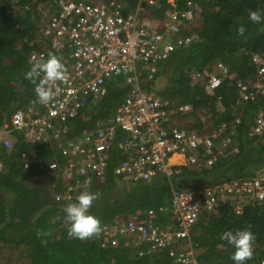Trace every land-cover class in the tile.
Returning a JSON list of instances; mask_svg holds the SVG:
<instances>
[{
  "label": "built area",
  "instance_id": "built-area-1",
  "mask_svg": "<svg viewBox=\"0 0 264 264\" xmlns=\"http://www.w3.org/2000/svg\"><path fill=\"white\" fill-rule=\"evenodd\" d=\"M159 1L137 0L134 6L127 0H47L45 4L41 42L30 49L29 64L33 57L55 52L63 59L67 79L55 85L58 92L49 105L32 102L18 106L0 127V145H14L12 127L21 129L24 140L34 145L59 140L83 105L108 92L111 79L126 76L124 80L131 84L113 114L68 140L63 149L67 162L52 159L47 163L46 169L55 173V201L63 208L76 202L80 192L107 178L113 145L125 155L114 166V175L134 182L156 174L171 176L182 165L194 169L210 166L225 152L235 132L227 121L209 131L178 125L175 118L191 110L192 104L179 103L144 85L145 72L153 77L158 64L172 51L199 38L206 11L198 0ZM144 9H158L161 21L156 22ZM253 60L257 72L252 82L222 60L212 72L194 68L191 74L210 93L234 80L239 90L237 102L257 103L264 95V53H255ZM217 98L221 100V96ZM263 131L261 109L254 118L252 134ZM35 161L44 166L36 152H23L25 167ZM250 203H264V169L199 189L174 188L170 202L159 208L167 212L165 219L155 207L117 215L102 224L100 245L118 247L127 238L138 246L140 256L166 257L175 264L183 257L188 264H199L192 234L203 213L223 206L241 213Z\"/></svg>",
  "mask_w": 264,
  "mask_h": 264
},
{
  "label": "trees",
  "instance_id": "trees-1",
  "mask_svg": "<svg viewBox=\"0 0 264 264\" xmlns=\"http://www.w3.org/2000/svg\"><path fill=\"white\" fill-rule=\"evenodd\" d=\"M131 1L130 6H134L137 0ZM199 1L206 8L200 37L172 51L158 64L154 81L165 69L162 74L168 78L162 85H154L164 97L193 104V109L182 115L183 118L193 117L191 126L203 127L206 121L204 131H209L227 121L235 132L230 135L225 152L210 166L194 169L182 165V169L171 176L156 174L134 182H119L114 175V166L125 155L113 145L107 178L101 183L95 182L89 190L101 194L89 209L90 214L101 220V225L136 209L155 207L159 210L170 202L174 188L199 189L264 169V131L252 134L254 118L264 109V95L257 103L242 105L237 102L239 90L234 80L222 83L210 93L205 84L195 81L191 74L194 68L212 72L215 63L222 60L239 76L251 82L255 79L257 66L253 56L264 53V31L260 30L264 23L253 24L248 13L249 10L264 13V0ZM152 12L160 11L153 9ZM42 16V9L34 7L32 0H0V124L10 120L18 106L36 102L34 85L25 79L24 73L30 68L28 49L39 45ZM240 24L246 27L243 36L236 33ZM31 41L35 45H30ZM147 74L145 72L143 77ZM124 78L126 76L111 79L106 94L83 105L59 140L52 138L34 145L24 140L21 129L12 127L14 145L11 148L0 145V186L13 193L10 205L0 198V240L24 245L28 261L22 264H175L166 257L158 260L154 256H140L138 246L127 238H123L118 247L104 248L99 236L86 241L69 237L63 205L51 202L41 187L29 183L37 174L48 171L46 165L52 159L61 163L68 161L63 149L70 138L81 136L97 120L116 111L131 89ZM218 96H221V107ZM237 116L240 117L238 122L235 121ZM25 151L36 152L44 166L35 161L25 167ZM166 215V211L159 212L160 218L165 219ZM248 225L252 226L256 240L253 258L245 264H261L264 203H250L241 213H235L229 206L204 212L192 234L199 263L235 264L230 258L233 247L220 236L226 230L235 232ZM49 231L51 234H46Z\"/></svg>",
  "mask_w": 264,
  "mask_h": 264
},
{
  "label": "clouds",
  "instance_id": "clouds-1",
  "mask_svg": "<svg viewBox=\"0 0 264 264\" xmlns=\"http://www.w3.org/2000/svg\"><path fill=\"white\" fill-rule=\"evenodd\" d=\"M42 18L43 20L41 21V28L38 39L39 45L42 37L41 34L42 27L45 23V16L43 15ZM248 19L253 24H262L264 23V13H262L260 10H249ZM260 30L264 31V27H262ZM245 32H246V27L244 24H240V26L237 27L236 29V33L239 36H243ZM32 45L35 44L32 43ZM28 51H30V49ZM24 77L32 85H34L36 102H38L41 105L47 106L55 99L57 95L58 89L55 88V85L58 82L66 81L67 70L62 57L56 54L55 52L49 51L46 57H39V58L33 57L30 64V68L28 71L24 73ZM154 78H155L154 76L150 78L149 74H147L144 77L142 75V80L145 79L143 81L144 85L156 88L154 85L155 84ZM220 101L221 100H218L219 105L222 104ZM221 106L222 105H220V107ZM182 115L175 118V122L178 125H187L189 127L204 131V128L206 127L208 122L205 121L203 127H194L191 126V123L185 124L181 122V119L183 118ZM100 196L101 194L99 192L82 191L76 196L75 198L76 202L69 203L63 209V212L65 213L64 224L67 226L69 237L79 239L81 241H86L90 238L98 237L100 235V233L103 230L101 225V220L95 215L90 214L89 212V209L91 208L93 202L99 199ZM39 234L40 233H38V235ZM46 234L50 235L51 233L49 231ZM220 238L222 240L227 241L228 244H230L233 247L234 250L230 258L235 262V264H245L246 261H249L253 258L254 242L256 240V235L252 231L251 225H248L247 227L242 229H238L235 232L231 230H226L221 233ZM177 264H188V262L184 260L183 257H180L177 261Z\"/></svg>",
  "mask_w": 264,
  "mask_h": 264
},
{
  "label": "rangeland",
  "instance_id": "rangeland-1",
  "mask_svg": "<svg viewBox=\"0 0 264 264\" xmlns=\"http://www.w3.org/2000/svg\"><path fill=\"white\" fill-rule=\"evenodd\" d=\"M127 1H131V0H127ZM33 2V6L38 8V9H42V11L44 10L45 4H46V0H32ZM133 2V1H131ZM149 14L151 12L152 17H154L156 22H160L161 21V16L159 14H155L153 13L150 9H144V12H146ZM32 44V41L30 42V45ZM29 50V49H28ZM166 70V69H165ZM164 70V71H165ZM164 71H162L158 77L157 80L155 82L156 87H158V85H162L166 78H168V76L166 74H162ZM145 79H143L144 81ZM154 83V82H153ZM181 122L185 123V124H189L193 122V117L192 116H186L185 118L181 119ZM4 124H0V127L3 128ZM2 168V163L0 162V170ZM54 178H55V173L52 171H45L42 173L37 174L36 177H34V179L32 181H30L29 183H32L35 186H39L42 188L43 193L48 194L49 198H51V202H55V198H54ZM119 182H124L119 180ZM0 198L4 199L5 201H7V203L10 205L13 199V193L6 189V188H2L0 186ZM56 203V202H55ZM40 213V211H38ZM1 225V224H0ZM27 256H26V249L24 248L23 244H16L15 242H6L3 240H0V264H22L27 262ZM249 264V263H248Z\"/></svg>",
  "mask_w": 264,
  "mask_h": 264
},
{
  "label": "crops",
  "instance_id": "crops-1",
  "mask_svg": "<svg viewBox=\"0 0 264 264\" xmlns=\"http://www.w3.org/2000/svg\"><path fill=\"white\" fill-rule=\"evenodd\" d=\"M174 158H179V155H175Z\"/></svg>",
  "mask_w": 264,
  "mask_h": 264
}]
</instances>
